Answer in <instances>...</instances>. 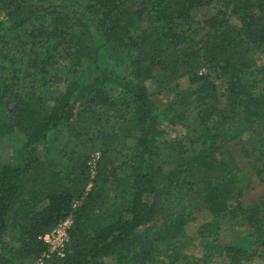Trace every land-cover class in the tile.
<instances>
[{"label": "trees", "instance_id": "1", "mask_svg": "<svg viewBox=\"0 0 264 264\" xmlns=\"http://www.w3.org/2000/svg\"><path fill=\"white\" fill-rule=\"evenodd\" d=\"M207 1L0 0V141L22 137L12 160L0 164V264L34 263L46 251L39 237L68 217L73 226L64 255L44 264H148L154 242L137 235L156 221L161 242L185 237L193 213L177 215L171 206L197 193L198 210L248 231L226 243L216 232L192 264L264 260V199L244 208L242 171L214 160L225 142L242 135L230 121L252 127L264 112V74L245 58L249 46L264 45V0H235L199 34L190 13ZM138 2L142 10L135 9ZM105 47L119 51L125 75L105 62ZM202 67L207 72L199 76ZM156 68L163 80L187 81L181 102L202 125L181 164L171 165L161 114L146 86ZM76 116L84 127H73ZM125 121L135 144L129 162L116 165L108 154L118 142L116 125ZM64 128L75 143L52 174L47 143ZM248 131L258 136L253 127ZM93 151L99 156L91 173ZM252 169L262 175L260 167ZM124 170L130 182L116 215L101 223L110 185Z\"/></svg>", "mask_w": 264, "mask_h": 264}, {"label": "rangeland", "instance_id": "2", "mask_svg": "<svg viewBox=\"0 0 264 264\" xmlns=\"http://www.w3.org/2000/svg\"><path fill=\"white\" fill-rule=\"evenodd\" d=\"M234 1L208 0L201 7L195 8L190 13L191 28L201 34L207 22L218 11H225L228 7H231ZM143 8L144 6L139 2L136 3L135 9L142 10ZM141 26V29H144L146 24L142 23ZM246 51L245 58L250 59L255 69L262 71L264 74V45H251ZM104 55L106 63L112 65L123 75L127 73V68L117 49L105 47ZM206 72V68L202 67L197 74L200 76L206 74ZM164 74L161 68H156L153 71L152 80L147 82L146 86L151 95V100L161 114V129L165 133L164 140L168 145L167 154L169 153L171 165H176L181 164L183 161L182 151L184 147L198 137L202 130V125L194 114L193 109L188 104L181 102L179 95L188 88L187 81L179 79L177 82H169L163 80L165 76L162 75ZM62 90L63 88L60 86L57 91L60 92ZM115 95L116 92L113 91L111 96ZM74 120L73 127L77 128L82 120L79 116H76ZM230 123L240 129L242 135L233 141L225 142L222 149L215 155L214 160L224 164L234 162L240 168L244 183L248 182V188L244 192L241 204L244 208H254L255 205L262 204L264 199V142H260V139L263 138L264 140V112H259L252 125L256 135H258L256 138L248 131L252 127L241 124L237 119L230 121ZM130 125L129 121L116 125L117 128L121 127L117 130L118 142L108 154L116 165L129 162L132 157L135 134H131L123 128H129ZM81 126L84 127V123ZM21 138V135L17 133L0 141V164L12 160ZM74 143L75 140L71 136V131L65 128L50 137L46 148V162L52 174H56L59 170L61 155L69 147H72ZM253 149H256V151ZM98 156L99 153L96 151L90 153L88 166L91 173L94 170ZM165 157L166 155L163 159ZM253 166L255 168L260 167L262 175L257 176L256 170L252 169ZM168 169L170 167L165 168V172ZM216 174L218 172L213 173V176ZM203 175L201 171L196 172V177L198 178ZM129 176V171L124 170L119 174L118 181L110 185L111 198L101 211L99 218L101 223L111 221L116 215V205L120 202L123 188L129 185ZM80 203L81 201H76L74 203L75 207L79 206ZM199 207H201L199 193L188 197L185 196L184 199H174L171 206V210L174 213L187 215L192 212L194 216V221L188 226L187 235L174 243L161 242L159 240L162 230L156 221L149 224L137 235L154 242L153 260L148 264H192L191 258L197 260L202 258L204 248L210 244L216 232L219 234V242L226 243L232 240L240 241L245 236V232L248 231L247 226L239 227L238 225L228 224L225 220H213L207 212L198 210ZM6 243L8 247L12 246L9 239H6ZM105 264H114V262L109 260ZM248 264H264V260L255 259Z\"/></svg>", "mask_w": 264, "mask_h": 264}, {"label": "built area", "instance_id": "3", "mask_svg": "<svg viewBox=\"0 0 264 264\" xmlns=\"http://www.w3.org/2000/svg\"><path fill=\"white\" fill-rule=\"evenodd\" d=\"M73 226L72 217L59 222L52 230L39 237L45 245L46 251L34 262V264H44L52 257H62L65 247L69 241V233Z\"/></svg>", "mask_w": 264, "mask_h": 264}]
</instances>
